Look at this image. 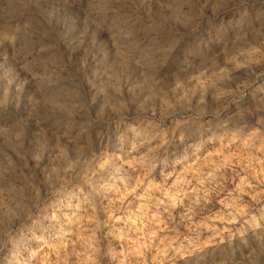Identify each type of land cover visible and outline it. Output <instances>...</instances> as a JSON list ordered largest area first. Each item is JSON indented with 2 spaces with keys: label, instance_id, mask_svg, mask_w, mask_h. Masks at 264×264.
Masks as SVG:
<instances>
[{
  "label": "rangeland",
  "instance_id": "obj_1",
  "mask_svg": "<svg viewBox=\"0 0 264 264\" xmlns=\"http://www.w3.org/2000/svg\"><path fill=\"white\" fill-rule=\"evenodd\" d=\"M0 264H264V0H0Z\"/></svg>",
  "mask_w": 264,
  "mask_h": 264
}]
</instances>
